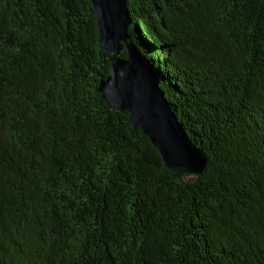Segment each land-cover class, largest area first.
Wrapping results in <instances>:
<instances>
[{
  "label": "trees",
  "instance_id": "obj_1",
  "mask_svg": "<svg viewBox=\"0 0 264 264\" xmlns=\"http://www.w3.org/2000/svg\"><path fill=\"white\" fill-rule=\"evenodd\" d=\"M126 2L206 167L105 104L90 0H0V264H264V0Z\"/></svg>",
  "mask_w": 264,
  "mask_h": 264
},
{
  "label": "water",
  "instance_id": "obj_2",
  "mask_svg": "<svg viewBox=\"0 0 264 264\" xmlns=\"http://www.w3.org/2000/svg\"><path fill=\"white\" fill-rule=\"evenodd\" d=\"M104 60L111 62V74L101 80L99 90L105 104L129 115L159 151L166 170L181 179L184 173H203L206 155L187 136L159 88L160 81L150 61L129 42L131 24L126 0H90ZM127 57L122 58L123 50Z\"/></svg>",
  "mask_w": 264,
  "mask_h": 264
},
{
  "label": "rangeland",
  "instance_id": "obj_3",
  "mask_svg": "<svg viewBox=\"0 0 264 264\" xmlns=\"http://www.w3.org/2000/svg\"><path fill=\"white\" fill-rule=\"evenodd\" d=\"M125 50V49H124ZM123 52V51H122ZM192 176H193V174H189V173H184L183 175H182V178L184 177L185 179H192Z\"/></svg>",
  "mask_w": 264,
  "mask_h": 264
}]
</instances>
